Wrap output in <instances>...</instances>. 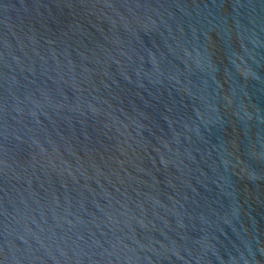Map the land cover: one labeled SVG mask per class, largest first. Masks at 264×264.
Segmentation results:
<instances>
[{"label": "water", "instance_id": "obj_1", "mask_svg": "<svg viewBox=\"0 0 264 264\" xmlns=\"http://www.w3.org/2000/svg\"><path fill=\"white\" fill-rule=\"evenodd\" d=\"M0 264H264V0H0Z\"/></svg>", "mask_w": 264, "mask_h": 264}]
</instances>
